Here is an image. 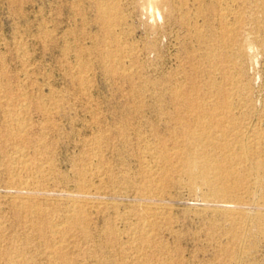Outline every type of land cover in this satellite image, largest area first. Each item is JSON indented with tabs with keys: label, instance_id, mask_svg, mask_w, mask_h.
Instances as JSON below:
<instances>
[{
	"label": "rangeland",
	"instance_id": "1",
	"mask_svg": "<svg viewBox=\"0 0 264 264\" xmlns=\"http://www.w3.org/2000/svg\"><path fill=\"white\" fill-rule=\"evenodd\" d=\"M0 264H264V0H0Z\"/></svg>",
	"mask_w": 264,
	"mask_h": 264
},
{
	"label": "bare ground",
	"instance_id": "2",
	"mask_svg": "<svg viewBox=\"0 0 264 264\" xmlns=\"http://www.w3.org/2000/svg\"><path fill=\"white\" fill-rule=\"evenodd\" d=\"M165 1V0H164ZM184 2V1H183ZM157 3V2H156ZM99 4V3H98ZM148 6V5H147ZM151 6V5H150ZM102 10V9H101ZM100 10V11H101ZM147 11H150L152 14H155V13H157V15L160 17V12L159 11H155V9H154V7H148V9H147ZM195 11V10H194ZM98 13V12H97ZM104 14H105V12H104ZM102 15H103V13H102ZM195 15V14H194ZM105 17V16H104ZM107 19V18H106ZM183 20H185V19H183ZM186 22V21H185ZM189 25V24H188ZM190 26V25H189ZM188 26V27H189ZM202 103V102H201ZM200 105V104H199ZM192 106H194V105H192ZM218 106V105H217ZM191 107V106H190ZM227 107V106H226ZM187 109V108H186ZM204 111V110H203ZM206 111V110H205ZM211 114V113H210ZM214 114H215V112H214ZM190 115V114H189ZM202 116V115H201ZM234 116V115H233ZM208 117V116H207ZM187 118V117H186ZM234 118V117H233ZM14 119V118H13ZM195 119V117L193 118V120ZM200 118H198V120H199ZM235 119V118H234ZM17 120V119H16ZM15 120V121H16ZM175 120L176 119H174L173 121H174V123H175ZM179 120V119H178ZM196 120H197V118H196ZM198 120H197V124L199 125V123H198ZM180 121V120H179ZM179 121H176V122H179ZM188 121V120H187ZM191 122H192V120H190ZM18 122V121H17ZM216 122V121H215ZM167 123V122H166ZM169 124V123H168ZM168 124H166V125H168ZM183 124H185V123H182V125ZM200 124H201V121H200ZM174 125V124H173ZM180 125V124H179ZM189 125V124H188ZM197 125V126H198ZM207 125V124H206ZM169 127H170V125H168ZM185 126V125H184ZM190 127V126H189ZM171 128V127H170ZM174 128V127H173ZM179 128H180V126H179ZM186 128V127H185ZM183 129V128H182ZM189 129V128H188ZM187 129V130H188ZM166 130V129H165ZM172 130V129H171ZM170 130V131H171ZM176 130V129H175ZM184 130H186V129H183L182 131H184ZM186 130V131H187ZM178 132H180V130H178ZM188 132V131H187ZM13 133V132H12ZM173 133V132H172ZM171 133V135H173ZM11 134V133H10ZM166 134H167V132H166ZM11 136V135H10ZM168 136H169V134H168ZM211 136V135H210ZM174 137V136H173ZM176 137V136H175ZM174 137V138H175ZM184 137V136H183ZM203 137H205V133L202 131V132H199V133H192L191 135H189V138H190V140H189V142H190V144H191V146L192 145H201V146H207V145H210V142L209 141H206V140H203ZM206 138V137H205ZM261 140V139H260ZM218 141L220 142V144L222 145V146H226V140H224L222 137L221 138H219L218 139ZM158 142V141H157ZM162 142V141H161ZM174 143H176L177 144V142H174ZM175 146H177V145H175ZM147 146H145V148H146ZM153 148V147H152ZM179 148V147H178ZM166 149V148H165ZM155 151H158V150H155ZM144 153V152H143ZM153 153V152H152ZM154 153H156V152H154ZM157 154L158 153H156V155L155 156H157ZM174 154H179L178 152H174ZM191 155V154H190ZM145 156V155H144ZM154 156V155H153ZM154 156V157H155ZM171 156H173L172 154L170 155V154H167V153H162V156H160V157H163L164 159H167L168 157H171ZM198 156V155H197ZM149 157V156H148ZM159 157V156H158ZM160 157H159V159H160ZM198 157H200V159L198 158V159H196V160H194V161H192L191 163L193 164V165H199V162H201L200 163V165L201 166H203L204 168H207V169H215L216 167H219L218 165H214V164H212V163H210L209 162V160L206 158V156L205 155H201V156H198ZM225 157V156H224ZM201 158H203V159H201ZM239 158V157H238ZM158 159V160H159ZM200 160V161H199ZM227 160V159H226ZM188 164L190 165V160L188 161ZM222 164V163H221ZM220 164V165H221ZM163 165V164H162ZM154 166H155V164H152V165H150V163H146L145 164V166L144 167H146V170L149 172V175L151 176V175H155L154 174V172L155 171H153V168H154ZM227 167V166H226ZM155 170H156V168H155ZM153 171V172H152ZM233 173V172H232ZM225 180V179H224ZM152 184V183H151ZM154 184V183H153ZM148 189V188H147ZM229 187L228 186H225V185H223L222 186V190L224 191V192H228L229 191ZM162 208V207H161ZM156 211H155V213H158L159 212V209H155ZM162 210V209H161ZM160 210V211H161ZM78 221V220H77ZM56 225V224H55ZM143 236V235H142Z\"/></svg>",
	"mask_w": 264,
	"mask_h": 264
}]
</instances>
